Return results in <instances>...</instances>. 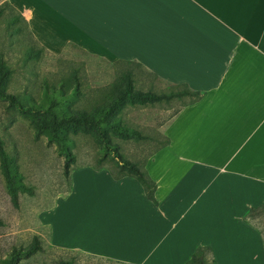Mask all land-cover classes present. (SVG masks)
Segmentation results:
<instances>
[{"label": "crops", "instance_id": "0c3cea01", "mask_svg": "<svg viewBox=\"0 0 264 264\" xmlns=\"http://www.w3.org/2000/svg\"><path fill=\"white\" fill-rule=\"evenodd\" d=\"M7 2L49 52L74 45L201 95L172 116L168 145L144 164L157 206L134 179L114 181L105 169L80 166L69 192L42 213L48 248L116 264H184L206 246L216 264L227 253L264 264L260 235L242 221L248 208L264 204V0ZM88 175L122 200L117 215H91V232L74 219L62 223L76 216L67 211L78 198L75 176ZM110 234L133 250L106 244Z\"/></svg>", "mask_w": 264, "mask_h": 264}, {"label": "rangeland", "instance_id": "374dc122", "mask_svg": "<svg viewBox=\"0 0 264 264\" xmlns=\"http://www.w3.org/2000/svg\"><path fill=\"white\" fill-rule=\"evenodd\" d=\"M0 63L2 71L8 72L4 93L22 106L45 105L49 97L69 111L89 115L96 107L111 103L118 88L126 83V72H130L134 91L168 95L179 90L146 76L139 67L114 64L74 45L67 44L55 53L45 50L33 40L7 0H0ZM191 100L182 97L144 105L125 103L112 116L114 127L135 131V136H121L110 129L105 145L93 130H68L63 133L67 158L62 146L39 134L17 106L0 97V264H116L50 250L48 226L40 223L42 213L70 190V174L75 168L116 171L119 159L144 168L150 154L165 139L164 130L172 116ZM74 187L78 198L67 211L76 216L65 217L62 223L73 224L70 219H74L91 232V215L106 210L119 213L121 193L93 176L83 181L75 176ZM253 223L264 244V217ZM104 239L121 252L134 247L118 235H106ZM28 247L33 251L17 256ZM243 262L240 255L226 254L225 264Z\"/></svg>", "mask_w": 264, "mask_h": 264}, {"label": "trees", "instance_id": "16d2710c", "mask_svg": "<svg viewBox=\"0 0 264 264\" xmlns=\"http://www.w3.org/2000/svg\"><path fill=\"white\" fill-rule=\"evenodd\" d=\"M7 5V4H6ZM21 22L26 25V22L18 14ZM114 64H127L139 66L137 63L125 62V61H115ZM0 65H2L0 63ZM8 76L7 71H2L0 66V97L9 99L11 105L17 106L19 113L25 115L31 123L34 124L35 129L39 134H42L50 142H56L61 148L65 151L66 141L63 137V133L68 130H76L77 128L90 129L93 130L100 141L104 142L106 145V133L108 130L115 131L118 135L121 136H135V131L128 129H121L120 127H114L112 116L118 112L125 103L129 104H152L160 101H169L171 98H182L190 97L192 98L190 102H194L200 98V93L190 91L186 88L185 85H169L178 89L174 93L167 94H153L149 91L141 92L134 91L131 83L129 81L130 72H126L124 75L125 84L123 87L116 91V96L111 100L109 105H100L95 108L92 114H87L84 111L74 112L69 111L62 103H56L47 98L48 103L45 105H29L22 106L15 103L14 97L10 94L4 93L5 80ZM169 143L168 139L165 137L162 144L156 148L152 153L157 151L160 148L167 146ZM107 147V146H106ZM65 154L68 158L67 152ZM151 155V154H150ZM66 165V163L64 164ZM119 169L114 171L111 168L104 167H90L94 171H99L105 169L112 180L117 181L123 177H130L134 179L138 185L141 187L144 197L153 205L157 206V201L155 199V183L150 179L148 174L142 166L135 165L129 161L119 159L118 161ZM66 172V171H65ZM69 192V190H68ZM67 192V193H68ZM264 217V204H261L256 207H250L242 216V221L247 224L249 227L254 229L261 237L262 245L263 238L261 232L258 230L256 225L253 223L254 220ZM33 251L32 247H28L24 251H18V255H27ZM184 264H216L212 255V251L209 247L206 246H197L190 258Z\"/></svg>", "mask_w": 264, "mask_h": 264}]
</instances>
